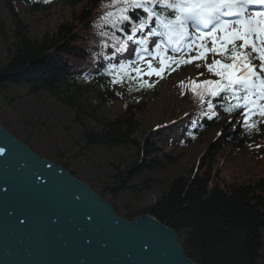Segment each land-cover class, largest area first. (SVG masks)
I'll return each instance as SVG.
<instances>
[{
	"label": "trees",
	"instance_id": "1",
	"mask_svg": "<svg viewBox=\"0 0 264 264\" xmlns=\"http://www.w3.org/2000/svg\"><path fill=\"white\" fill-rule=\"evenodd\" d=\"M107 1L63 0V4L71 9L70 21H62L51 34L34 38L24 16L18 12L16 1L0 0V42L3 47L0 93L8 97L7 88L13 84L25 88L30 95H46L66 108L71 113L70 123L79 131L82 142L79 153L90 154L95 147L134 149L131 161L117 168L114 180L102 188L103 192L115 201L122 193L137 197L162 183L163 193L147 208H122L124 218L134 220L147 213L155 216L179 234L185 254L198 264H258L263 245L264 177L254 184L213 183L218 174H212V163L223 146L249 147L253 139L264 135V125L240 123L226 133L228 126L224 124L223 133L202 153L200 162L193 165L187 176L178 174L162 178L161 174L178 160L163 153L156 144V139L168 136H164L159 127L148 135L141 134V108L138 106L129 105L116 117H106L103 107L119 98L110 88V80L103 73L90 74L86 78L79 71L85 63L95 60V56H88L86 47L93 43V32L104 33V23H95L94 17ZM163 1L161 20L166 22L174 14L165 5L177 0ZM21 2L27 4L26 0ZM47 3L52 5L45 0H36L34 9H46ZM118 9L119 17L117 15L109 27L115 41L122 38L128 22L135 15L126 4ZM123 16L129 19L123 20ZM111 40L106 38L100 43L103 53L113 52ZM222 63L225 62L222 60ZM223 93L226 92L220 94ZM207 123L204 118L196 123L188 141H201L202 127L211 129L215 125ZM58 159L65 169L68 168L64 158ZM71 173L75 175V172Z\"/></svg>",
	"mask_w": 264,
	"mask_h": 264
},
{
	"label": "rangeland",
	"instance_id": "2",
	"mask_svg": "<svg viewBox=\"0 0 264 264\" xmlns=\"http://www.w3.org/2000/svg\"><path fill=\"white\" fill-rule=\"evenodd\" d=\"M15 4L19 7L20 11L18 12L24 16L25 22L34 38L41 37L44 34H51L62 21L64 23L70 21L71 9L65 4L55 3L49 5L46 9L40 10H35L34 6L29 7V4L28 6L22 5L18 1ZM143 31L146 32V29H143ZM81 33L84 32L79 34ZM135 40L136 38L133 37V40L127 44L130 51L136 50V46H134ZM254 41L259 44L257 37ZM162 44L164 45L163 50H166L165 53L174 55L165 43ZM185 44L188 43L186 42ZM207 44H211L210 40ZM149 51L155 54L157 49L154 45L149 44ZM200 51L198 48H187L184 50L178 56L189 57L192 59L191 64L186 67H179L173 73L163 74L162 78L155 74H145L150 71L147 61L152 62L155 60L152 63L153 67H159L161 56H148V58H144V61L138 58V62H135V74L146 80L151 85V88L147 87L148 91H145L147 93L144 95L141 93L133 95L131 98L126 97L125 104L113 102L103 107V113L108 118H114L123 111L126 104H136L137 101H142L137 103L138 107L141 108L139 111V124L141 134L146 135H148V132H153L155 127L174 120L170 116L177 110H182V113H179L178 116L182 115L187 108L188 99L179 95L177 84L180 81L202 78L196 65L200 62ZM2 53L3 47L0 42V54ZM205 54L207 61L210 62L212 56L207 52ZM256 54L255 60L257 63L251 62L254 66H258L260 63L259 53L257 52ZM196 57L199 58L194 59ZM123 60L132 61L123 52L109 61L115 64L114 62L118 63ZM137 68L140 71H136ZM257 71H259L258 67ZM123 86L122 82L114 83V88L118 91H121ZM7 91L8 97L0 93V124L39 156L58 165H61L58 158H64L65 164L68 165L66 169L69 172H75L74 176L88 183L95 192L111 202L119 216L124 217L121 212L124 207L144 209L151 206L161 196L163 188L161 187L162 183H159L148 191L138 194L137 197L133 196V198L126 193H122L113 201L106 192H103L102 188H105L114 180L113 176L117 168L124 167V165H127L126 163L131 161L135 152L134 149L119 147L109 150L95 147L90 151V154L79 153V146L82 145L79 131L75 125L70 123L71 113L66 108L57 104L46 95H30L25 88L17 85L10 84ZM121 94L128 96L129 93L125 90ZM253 99L255 100L252 104L253 111L248 113V115L264 111V99ZM226 116L225 122L229 123L235 120L232 115L226 114ZM220 131V127H214L205 132L201 141L187 145L182 144L178 137L170 142H167L162 137L157 139L156 143L162 150L178 158L177 163L169 166L167 171L161 174V177L168 178L178 174L187 176L193 165L200 162L202 153L206 149L211 148L210 144L212 142L213 144L215 143ZM170 133H173V131ZM261 140L264 141V139ZM258 152L248 148L236 150L235 148H230V146H223L213 159L212 174L216 172L218 179L212 182H217L221 185L232 182L254 184L257 180L264 177V157ZM179 239L180 236L178 234V242L180 244ZM262 241L263 245L260 250L258 264H264V230L262 231Z\"/></svg>",
	"mask_w": 264,
	"mask_h": 264
},
{
	"label": "water",
	"instance_id": "3",
	"mask_svg": "<svg viewBox=\"0 0 264 264\" xmlns=\"http://www.w3.org/2000/svg\"><path fill=\"white\" fill-rule=\"evenodd\" d=\"M0 264H198L151 214L134 220L0 124Z\"/></svg>",
	"mask_w": 264,
	"mask_h": 264
},
{
	"label": "snow or ice",
	"instance_id": "4",
	"mask_svg": "<svg viewBox=\"0 0 264 264\" xmlns=\"http://www.w3.org/2000/svg\"><path fill=\"white\" fill-rule=\"evenodd\" d=\"M251 4H264V0H177L175 3L165 5L166 8L176 10L174 20L167 22L160 20L161 26L165 30L160 35L167 37V43L172 46L173 52L180 51L179 45L189 35L192 36V40L188 42L187 47L189 49H201L199 57L205 55V49L221 56L230 51L231 54L225 57L228 62L222 63L220 59H213L212 63L208 65V71L220 77L219 80H206L204 82L206 90L213 97L218 96L223 91L233 95L243 93V99L251 103L255 102L250 101L251 96L264 99V27L261 26L264 21H254L252 14L246 15L248 6ZM132 6L145 7L141 3H134ZM145 11H150V9L145 7ZM232 16H236L238 19H225ZM256 16H264V14L256 13ZM122 19L128 20L129 17L123 16ZM189 22L195 29L191 33L189 32ZM142 29L143 25L136 30L141 31ZM150 34L153 37L157 35L155 30H150ZM253 35H256L259 44L251 39ZM128 40L132 41L133 36H129ZM209 40L211 48H206ZM236 41H242V43L237 45ZM136 43L140 45L141 54L139 58L141 61H144L143 54L160 56V50L164 48V45L155 39L152 41L142 39ZM150 43L157 49L155 54L149 52ZM228 45H231L230 49L227 47ZM249 46L252 52L259 53L260 63L258 66L251 63L253 57L244 51ZM126 51H129V45L119 44L117 52ZM168 59L173 58L169 57ZM147 66L150 71L145 73L146 75L155 74L162 78L165 71L163 57L159 61V67H153L151 61H147ZM124 67V64L120 65L121 69ZM257 67L259 71H257ZM136 71L140 70L137 68ZM196 87H200V85ZM239 98L237 96V99ZM200 101L203 103V96L200 97ZM207 106L209 109L213 108L211 101L208 102ZM261 115H264V111L261 112ZM3 152L4 149L0 148V154Z\"/></svg>",
	"mask_w": 264,
	"mask_h": 264
},
{
	"label": "bare ground",
	"instance_id": "5",
	"mask_svg": "<svg viewBox=\"0 0 264 264\" xmlns=\"http://www.w3.org/2000/svg\"><path fill=\"white\" fill-rule=\"evenodd\" d=\"M174 131H176V130H174Z\"/></svg>",
	"mask_w": 264,
	"mask_h": 264
}]
</instances>
